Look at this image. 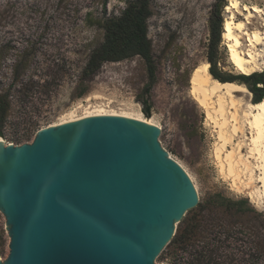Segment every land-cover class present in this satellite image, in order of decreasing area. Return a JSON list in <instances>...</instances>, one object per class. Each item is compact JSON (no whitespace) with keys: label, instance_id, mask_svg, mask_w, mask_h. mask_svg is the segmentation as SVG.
<instances>
[{"label":"rangeland","instance_id":"rangeland-1","mask_svg":"<svg viewBox=\"0 0 264 264\" xmlns=\"http://www.w3.org/2000/svg\"><path fill=\"white\" fill-rule=\"evenodd\" d=\"M231 1H237V7L226 10ZM124 2L0 0V93L10 102L0 139L12 145L29 143L41 128L98 109L150 119L160 129L162 148L184 169L198 195L197 206L176 226V231L187 226V249L168 244L154 263L264 264V204L228 176L229 165L238 169L239 157H247L243 142L240 150L237 145L248 137L241 110L252 103V94L236 93L232 109L224 99L221 117L216 113L217 97L207 98L206 107H201L190 92L193 70L208 64L209 17L215 0H150L147 36L156 78L149 93L144 91L146 67L137 56L104 63L96 75H82L91 51L102 41L98 22L117 15ZM245 6H256L262 13L251 12L247 23ZM220 15L217 67L226 76L241 75L228 61L222 24L233 15L245 23L247 32H263L264 0H223ZM241 41L245 52L246 38L241 36ZM20 61L26 63L24 74L13 83V68ZM223 121L221 128L214 124ZM227 155L233 156L230 162ZM252 185L254 191L260 186ZM8 243L0 213L1 260L8 254Z\"/></svg>","mask_w":264,"mask_h":264},{"label":"water","instance_id":"water-1","mask_svg":"<svg viewBox=\"0 0 264 264\" xmlns=\"http://www.w3.org/2000/svg\"><path fill=\"white\" fill-rule=\"evenodd\" d=\"M145 121L97 115L0 141V264H155L198 204Z\"/></svg>","mask_w":264,"mask_h":264},{"label":"bare ground","instance_id":"bare-ground-1","mask_svg":"<svg viewBox=\"0 0 264 264\" xmlns=\"http://www.w3.org/2000/svg\"><path fill=\"white\" fill-rule=\"evenodd\" d=\"M237 5V1H231L229 6H226V10L234 9L237 7ZM243 11H247V23L249 18H252L251 12L255 14L262 13V11L256 6H253L250 9L245 6L243 7ZM241 36L246 38L247 49L245 52L242 51L243 43L241 41ZM222 37L228 43V61L235 68L236 72L241 75H250L252 73L258 72L261 69L264 71V31H254L249 33L246 31L245 23L236 20L235 17L231 15L230 18L225 20L222 24ZM208 68V64H203L202 66L196 67L193 70L190 76V92L193 95L195 101L201 107H206L207 98L217 97L218 109L216 113L219 114V116L224 117V99H228L230 101L232 109V102H234L236 93L250 95V92L245 88V86L241 84L234 82L221 83L213 79V77L211 78ZM241 113V117L243 118L242 122L247 126L248 129V137H244L243 141H240L237 147L238 150H240L239 146H241L240 144L243 142L242 145H244L247 149V157L244 159L239 157L240 159L237 162V165L240 168L238 169H234L231 163L228 167V176L233 178L232 182H234L235 185L238 182L240 187L248 190V196L251 199H254L258 196V198H260L264 204V97L258 103L247 102L244 106V109L241 110ZM97 115H116L128 117L145 121L154 125L152 120H145L140 116H135L126 112H107L99 109L87 112L82 116L68 117L67 119L53 125ZM207 117H210L209 113H207ZM225 123L226 121H223L221 124L214 122L215 126H219V128L225 125ZM236 130L237 127L233 125L231 130L233 135H236ZM0 141L2 140L0 139ZM232 157L233 156L227 155L226 160L230 162ZM222 167L223 166L221 165V168ZM254 182L260 184L256 191H254L255 189L251 190L252 187L250 188Z\"/></svg>","mask_w":264,"mask_h":264},{"label":"trees","instance_id":"trees-1","mask_svg":"<svg viewBox=\"0 0 264 264\" xmlns=\"http://www.w3.org/2000/svg\"><path fill=\"white\" fill-rule=\"evenodd\" d=\"M223 0H215L209 17V39L206 53V61L209 65V73L213 79L224 82H235L245 86L252 94V103L260 102L264 97V74L252 73L250 75L226 76L218 69L216 60L217 48L221 36L220 9ZM152 15L150 0H125L124 8L117 15L104 16L98 22V28L102 31V41L91 51L87 63L82 71L83 76L96 75L104 63L120 62L132 57H140L145 64L147 83L144 91L149 93L155 82V63L152 55L151 42L147 36L148 19ZM25 62L20 61L13 68L12 81L17 83L23 77ZM10 102L5 93H0V127L6 119ZM148 117L149 110L142 109ZM0 135L2 132L0 130ZM187 226L177 230L169 245L187 249Z\"/></svg>","mask_w":264,"mask_h":264}]
</instances>
